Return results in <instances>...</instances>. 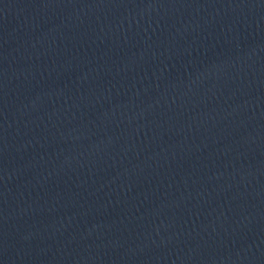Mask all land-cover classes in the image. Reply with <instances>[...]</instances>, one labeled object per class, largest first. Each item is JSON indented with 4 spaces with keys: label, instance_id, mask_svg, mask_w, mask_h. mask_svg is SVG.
I'll list each match as a JSON object with an SVG mask.
<instances>
[{
    "label": "water",
    "instance_id": "95a60500",
    "mask_svg": "<svg viewBox=\"0 0 264 264\" xmlns=\"http://www.w3.org/2000/svg\"><path fill=\"white\" fill-rule=\"evenodd\" d=\"M0 264H264V0H0Z\"/></svg>",
    "mask_w": 264,
    "mask_h": 264
}]
</instances>
